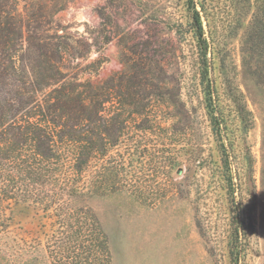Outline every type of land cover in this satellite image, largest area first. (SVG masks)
Listing matches in <instances>:
<instances>
[{
	"label": "rangeland",
	"instance_id": "rangeland-1",
	"mask_svg": "<svg viewBox=\"0 0 264 264\" xmlns=\"http://www.w3.org/2000/svg\"><path fill=\"white\" fill-rule=\"evenodd\" d=\"M242 4L206 0L201 12L226 130L235 139L227 170L209 126L188 0H0L14 27L7 43L15 72L0 84L9 103L17 104L11 95L18 89L30 90L31 79L58 76L45 66L84 81L123 65V191L88 204L107 235L111 264H231L230 176L251 199L239 264H264V47L254 53L245 42L251 16ZM20 20L24 41L15 32ZM7 64L0 57V71ZM173 151L180 162L170 168ZM234 196L238 201L240 192ZM38 213L25 203L6 210L0 264L55 263Z\"/></svg>",
	"mask_w": 264,
	"mask_h": 264
},
{
	"label": "trees",
	"instance_id": "trees-1",
	"mask_svg": "<svg viewBox=\"0 0 264 264\" xmlns=\"http://www.w3.org/2000/svg\"><path fill=\"white\" fill-rule=\"evenodd\" d=\"M188 1L209 126L220 147L222 166L229 170L235 158L230 154L235 152V139L226 130L222 100L207 57L210 45L201 15L206 0ZM238 1L251 16L245 42L251 43L255 53L264 47V0ZM11 24V16L0 13V57L8 62L0 71V84L9 77V69L15 72L7 43L14 29ZM17 24L15 32L24 41L25 23ZM50 66L43 71L54 70L58 76L31 79L29 91L18 89L11 95L16 105L9 103L10 93H0V233L7 227L6 210L13 203H25L45 219L42 228L49 237L47 248L55 256L54 264H111L107 235L88 204L95 197L123 191V65L103 79L84 81ZM239 109L241 115L247 112ZM161 130L167 138V127ZM172 154L167 161L170 168L180 162L177 153ZM245 160L248 168L250 152ZM228 182L234 220L229 257L231 264H239L249 238L246 213L251 199L241 194L240 182L234 184L231 176ZM236 191L240 192L238 201ZM46 223L51 227L46 228Z\"/></svg>",
	"mask_w": 264,
	"mask_h": 264
}]
</instances>
